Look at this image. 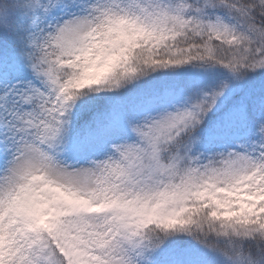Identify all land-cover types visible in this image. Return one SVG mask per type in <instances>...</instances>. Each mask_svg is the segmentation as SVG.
Here are the masks:
<instances>
[{
    "label": "snow or ice",
    "instance_id": "snow-or-ice-1",
    "mask_svg": "<svg viewBox=\"0 0 264 264\" xmlns=\"http://www.w3.org/2000/svg\"><path fill=\"white\" fill-rule=\"evenodd\" d=\"M0 264H264V0H0Z\"/></svg>",
    "mask_w": 264,
    "mask_h": 264
}]
</instances>
